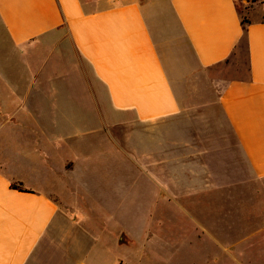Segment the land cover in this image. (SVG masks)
<instances>
[{
    "label": "crops",
    "instance_id": "obj_1",
    "mask_svg": "<svg viewBox=\"0 0 264 264\" xmlns=\"http://www.w3.org/2000/svg\"><path fill=\"white\" fill-rule=\"evenodd\" d=\"M247 4L0 0V264H179L184 246L200 264H264V0ZM242 40L246 75L221 85L215 123L141 127L182 116L178 88L232 57ZM4 53L16 76L4 71ZM59 84L79 87L88 107L58 97ZM31 91L46 94L54 112L30 106ZM57 109L88 123L53 124ZM106 121L130 126L129 158H120ZM96 138L114 159L95 197L86 174L98 162L82 147ZM121 169L145 179L162 209L143 213L149 226L123 228L119 207L103 206L120 198ZM199 198L215 205L201 210Z\"/></svg>",
    "mask_w": 264,
    "mask_h": 264
},
{
    "label": "rangeland",
    "instance_id": "obj_2",
    "mask_svg": "<svg viewBox=\"0 0 264 264\" xmlns=\"http://www.w3.org/2000/svg\"><path fill=\"white\" fill-rule=\"evenodd\" d=\"M252 2L248 1L247 5H251ZM239 12L241 15H244L245 8L244 6H239ZM3 28L0 24V36L2 37ZM3 66L4 71L10 75V76H16L14 74V61L12 58L7 57L6 54H3ZM246 59H245V53H244V40L240 42L239 48L236 51V53L228 58L226 61L216 64L214 66H211L207 69H201L200 74L195 75V77L190 81L192 84L188 87H182L178 88V93L181 97H184L185 102V113L182 114L179 118L172 117L169 119H166L165 121H159L154 122L152 125H142L141 127H153V128H170V129H183V128H192L194 125L196 126H203L208 127L210 126L211 122L215 121L220 117V112L217 106H215L214 103L217 104V98L221 91V85L227 82L228 80L238 78L241 76L246 75ZM195 79V80H194ZM23 82L20 83L19 87L22 88L25 85H22ZM29 87V84L26 85V87ZM24 87V88H26ZM27 87V88H28ZM26 88V89H27ZM74 90H77L76 93ZM56 91H58L59 94H57L58 97H66L68 98V101L73 104V106L80 107L86 109L88 105H86L87 98L84 93L80 94L79 87L74 89L70 88L68 85L67 87H63L61 84L57 87ZM0 96L5 97V93L0 89ZM34 97V100L32 98ZM30 106L34 103H40L42 106H44L47 110V113L50 114L54 112L52 109V105L50 103V99L46 94L36 95L33 91H31V96L29 98ZM54 104V103H53ZM56 118H53V121H51L53 124L54 122L56 124H59L61 126L68 125L69 120L73 121L72 123H77L79 125H84L88 123L85 119H80L79 114L77 113H71L68 112L67 117L64 116L60 112L61 110L57 109ZM68 119V120H67ZM56 120V121H55ZM70 123V122H69ZM93 121H90V124H92ZM109 121H106V126L110 129H113L111 132L112 138L115 139V141H119L122 147L121 152V159L125 160L129 158V128L130 126L127 124H109ZM209 123V124H208ZM214 123L212 126H214ZM132 127V126H131ZM133 127H138L137 125H133ZM85 128V127H84ZM101 138V137H99ZM159 139V137H156ZM175 138V137H174ZM107 139V138H106ZM1 140V139H0ZM106 142V140H105ZM158 142V141H157ZM157 142H153V145H151L148 149H151L154 151V153H159L160 151V143L159 145ZM91 143L87 139L83 142L82 151L89 156L90 160L92 162H98V165L91 167L88 171V174H86V179L88 183L89 193H93L96 197V194H98V190L96 187L98 184L106 178L109 174V171H112V169H109L104 163L107 160H113V155H110L106 153V149H101L100 145L98 143V138L95 139V146H91ZM158 146H157V145ZM76 146V145H75ZM142 148V149H140ZM145 151L144 147L137 148V153H142ZM89 153V155H88ZM117 154H115V159H117ZM100 162L102 164H100ZM126 169H121L119 173L120 177H118L117 173H114L115 177H118L119 180V186H120V198L116 199V201L113 200H107L105 199L103 201V206L107 207L106 212L109 208L113 207H119L120 209V223L121 227L128 228L129 224L133 225V223L136 222L137 225L139 224H146L149 226V222L147 223L145 220V217L143 213L148 210H153L156 212L157 216L162 212V209L158 206L156 199H153L150 197L148 188L149 185L146 182L145 179H138L136 181L127 179L125 174ZM173 171L177 172V169H173ZM138 176H141V174H138ZM143 176V175H142ZM85 177V176H84ZM198 207L201 210L207 209L209 206V202L205 200V198H199L197 200ZM88 205L93 207L94 205H98V202L93 198L88 199L87 201ZM102 203V201H101ZM213 206L215 205L214 201L211 200L210 202ZM115 204V205H114ZM111 210V209H109ZM137 211V216L135 217H129V211ZM145 212V213H146ZM166 213V212H164ZM169 219L175 220L177 217L172 215L168 217ZM136 221H135V220ZM175 222L169 221L168 224H166L164 233L166 235H174L175 229L171 227V224H174ZM178 263L179 264H200L198 262V259L196 260L194 258L193 248L190 249L188 247H182L179 252L178 257Z\"/></svg>",
    "mask_w": 264,
    "mask_h": 264
},
{
    "label": "trees",
    "instance_id": "obj_3",
    "mask_svg": "<svg viewBox=\"0 0 264 264\" xmlns=\"http://www.w3.org/2000/svg\"><path fill=\"white\" fill-rule=\"evenodd\" d=\"M251 1L252 3L256 2L257 0H247ZM239 6H237L238 12H239ZM240 13V12H239ZM241 26H242V31H243V38H245V33H246V20H245V15H241ZM12 189H17V190H22L19 185H16L15 183L11 184Z\"/></svg>",
    "mask_w": 264,
    "mask_h": 264
}]
</instances>
